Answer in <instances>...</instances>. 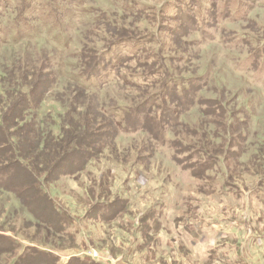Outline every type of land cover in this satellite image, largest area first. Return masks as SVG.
<instances>
[{"label": "rangeland", "instance_id": "1", "mask_svg": "<svg viewBox=\"0 0 264 264\" xmlns=\"http://www.w3.org/2000/svg\"><path fill=\"white\" fill-rule=\"evenodd\" d=\"M126 35L146 51L123 45L90 76ZM18 65L56 78L40 117L59 121L58 98L95 105L108 146L40 182L66 233L0 189V264L29 248L56 264H264V0H0V83Z\"/></svg>", "mask_w": 264, "mask_h": 264}, {"label": "trees", "instance_id": "2", "mask_svg": "<svg viewBox=\"0 0 264 264\" xmlns=\"http://www.w3.org/2000/svg\"><path fill=\"white\" fill-rule=\"evenodd\" d=\"M29 1L34 0H22V3L24 5ZM47 3L51 4L49 1ZM147 37L135 40L126 35L120 37L121 39H113L109 42L111 48L102 52L103 59L100 63L91 65V60L88 59V62L83 63L90 64L93 68L88 74L94 76L97 71L104 70L106 64L112 61L116 50L123 45L133 43L140 45L138 51L142 49L141 52L146 51L143 47L147 46L142 45L146 44ZM132 57L135 59L136 55L133 54ZM139 62L142 65L141 60ZM27 66H16L10 79L2 80L0 83V189L12 194L19 201L22 208L33 217L31 221H35L33 223L36 226L56 234L60 231L66 233L63 227L64 218L55 205L46 202L48 194L41 187V183L55 182L62 174L71 175L82 171L88 160L104 151V147L106 148L108 144L99 143V139L106 136L97 134V129L100 126L99 119H103L105 115L96 111L95 105L90 104L86 108L80 106L81 109L78 110L70 106L71 102L58 98L65 109L64 112L59 113V121L55 122V119L45 116L40 117L38 112L41 111L42 103L45 101L44 93L53 89L56 78L53 72H45L41 67L30 75L26 70ZM199 82L198 84L192 82L193 85H197V90H192L191 93L190 82L185 83L180 96L177 88L171 83L168 82L165 86L169 92H174L176 97H182L185 104L188 102L189 105L193 99L196 100L202 90L200 88L205 87V84ZM26 89L29 91L26 92ZM82 89L84 91L85 88ZM125 113L127 117L133 111L128 109ZM170 114L168 117L171 116ZM56 126L59 127L55 130ZM32 177L39 180V183L33 182ZM56 220L61 222L57 232ZM9 245L10 240L3 239L0 235L2 254H9ZM27 254L20 255L13 264H56L58 260L51 253L33 248H29Z\"/></svg>", "mask_w": 264, "mask_h": 264}]
</instances>
